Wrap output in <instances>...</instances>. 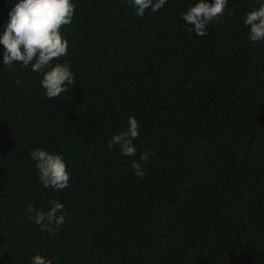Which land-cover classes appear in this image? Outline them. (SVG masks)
Listing matches in <instances>:
<instances>
[{
  "label": "trees",
  "instance_id": "16d2710c",
  "mask_svg": "<svg viewBox=\"0 0 264 264\" xmlns=\"http://www.w3.org/2000/svg\"><path fill=\"white\" fill-rule=\"evenodd\" d=\"M16 2L0 0V26ZM195 2L141 18L129 0H73L53 63L76 84L54 99L30 65H3L0 44V264H264V41L243 23L264 0H228L204 36L181 15ZM130 116L133 157L108 147ZM36 148L63 155L68 188L41 184ZM51 200L64 204L54 233L28 212Z\"/></svg>",
  "mask_w": 264,
  "mask_h": 264
},
{
  "label": "clouds",
  "instance_id": "9594fccd",
  "mask_svg": "<svg viewBox=\"0 0 264 264\" xmlns=\"http://www.w3.org/2000/svg\"><path fill=\"white\" fill-rule=\"evenodd\" d=\"M135 8L136 15L143 17L146 10L157 12L167 0H129ZM228 0H196L182 18L191 25L189 31L198 36L207 33L208 26L224 16ZM76 5L73 0H17L9 11V20L0 26V44L4 46L3 65L12 67L21 64L31 71L41 73V86L45 95L54 99L68 91V86L76 84L74 74L67 64L53 63L68 55L69 41L62 34V28L73 21ZM231 15V11L228 12ZM249 28L248 38L252 42L264 41V2L247 12L244 21ZM139 123L134 116L128 119L126 131L114 134L108 141V147L118 145L121 155L133 157L137 150L134 140L139 137ZM151 152L141 153L140 161L149 159ZM30 156L37 162L39 180L46 188L63 190L70 186V173L62 154L52 153L42 148L31 151ZM131 167L134 174L143 178L145 172L139 161L133 160ZM47 211L36 210L29 205L28 212L41 231L54 233L64 223V204L51 200ZM60 213V214H58ZM32 264H52L50 259L42 255H34Z\"/></svg>",
  "mask_w": 264,
  "mask_h": 264
}]
</instances>
